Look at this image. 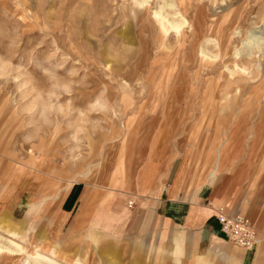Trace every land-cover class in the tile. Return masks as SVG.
I'll return each instance as SVG.
<instances>
[{
  "label": "rangeland",
  "instance_id": "1",
  "mask_svg": "<svg viewBox=\"0 0 264 264\" xmlns=\"http://www.w3.org/2000/svg\"><path fill=\"white\" fill-rule=\"evenodd\" d=\"M166 1L0 0V264L196 263L155 210L178 158L215 207L264 205V0Z\"/></svg>",
  "mask_w": 264,
  "mask_h": 264
},
{
  "label": "crops",
  "instance_id": "2",
  "mask_svg": "<svg viewBox=\"0 0 264 264\" xmlns=\"http://www.w3.org/2000/svg\"><path fill=\"white\" fill-rule=\"evenodd\" d=\"M227 160L236 158L235 152L230 156L226 155ZM221 159V157L219 158ZM221 162L215 165L211 173V178L216 177L219 171ZM24 167V164H22ZM22 169V168H21ZM19 169L16 170V173ZM154 169L149 168L145 171L142 176L144 183L150 180ZM14 175V177H15ZM13 179V176H12ZM166 185L167 190H158L155 193L154 201L156 205L157 217L164 222L162 238L166 236V228L168 225L179 228L185 237L191 236L194 240V257L198 260L194 264H211L209 259L223 258L225 261L231 260V255L224 253L221 248L224 244H231L226 241L225 234L221 231L220 225L216 220L214 214V208L216 205V193L210 186H203L200 190L196 189L195 183L191 180L188 174V163L184 159L174 160L166 175ZM45 187L39 189L37 197L34 202L30 205L28 214H34L29 218L30 223H24V231L29 232L33 229L32 223L36 218H38L42 213H45L48 209L47 204H45L46 194ZM77 191L75 196H77ZM40 194H42V199L40 200ZM71 194V192H70ZM72 198H67L65 204L68 206L72 203L74 195ZM91 197L88 202H91ZM94 201V200H93ZM75 202V201H74ZM86 203L83 205V216H90L92 214L93 204ZM76 204V203H75ZM74 204V205H75ZM229 214L231 215H242L248 218L254 225L258 236L261 238V244L257 246L252 251H245L240 254V264H264V205L263 206H252L250 209H244L243 207L236 208V210L224 206ZM29 215V216H30ZM14 222L11 219L9 221V226L14 227ZM13 232V231H11ZM25 232V234H26ZM55 233V232H53ZM183 240V236L177 241ZM45 242V248H54L58 245H48ZM116 251L114 246L110 244V252ZM173 256L179 261L182 256L181 245L177 243L175 249L172 251ZM233 258V257H232ZM133 264H138L137 262Z\"/></svg>",
  "mask_w": 264,
  "mask_h": 264
},
{
  "label": "built area",
  "instance_id": "3",
  "mask_svg": "<svg viewBox=\"0 0 264 264\" xmlns=\"http://www.w3.org/2000/svg\"><path fill=\"white\" fill-rule=\"evenodd\" d=\"M167 185L164 190H167ZM214 214L227 242L246 251H252L261 244L253 223L242 215H231L224 206L214 208Z\"/></svg>",
  "mask_w": 264,
  "mask_h": 264
},
{
  "label": "bare ground",
  "instance_id": "4",
  "mask_svg": "<svg viewBox=\"0 0 264 264\" xmlns=\"http://www.w3.org/2000/svg\"><path fill=\"white\" fill-rule=\"evenodd\" d=\"M166 4L167 6H170L171 8H173V5H169V1L167 0L166 1ZM263 39L260 38V37H257L256 34H252L249 38V41L247 43H245V46L248 48L249 50V55L251 54V50L253 48H258V49H261V43H262ZM47 250H51V251H54V248H47ZM41 258V257H40ZM45 259V258H44ZM39 260V259H38ZM37 260V262H38Z\"/></svg>",
  "mask_w": 264,
  "mask_h": 264
}]
</instances>
